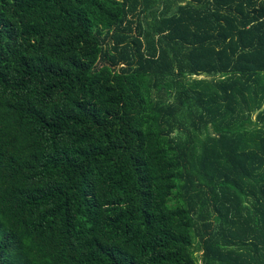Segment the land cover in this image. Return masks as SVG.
Listing matches in <instances>:
<instances>
[{"label":"trees","instance_id":"16d2710c","mask_svg":"<svg viewBox=\"0 0 264 264\" xmlns=\"http://www.w3.org/2000/svg\"><path fill=\"white\" fill-rule=\"evenodd\" d=\"M0 264H264V0H0Z\"/></svg>","mask_w":264,"mask_h":264}]
</instances>
